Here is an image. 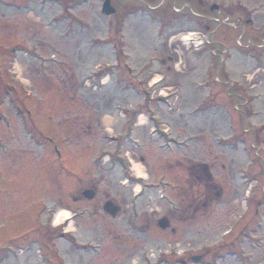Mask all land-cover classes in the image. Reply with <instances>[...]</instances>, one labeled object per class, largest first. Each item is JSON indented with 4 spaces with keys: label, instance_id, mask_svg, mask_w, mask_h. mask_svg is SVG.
I'll return each mask as SVG.
<instances>
[{
    "label": "rangeland",
    "instance_id": "1",
    "mask_svg": "<svg viewBox=\"0 0 264 264\" xmlns=\"http://www.w3.org/2000/svg\"><path fill=\"white\" fill-rule=\"evenodd\" d=\"M104 1L78 8L80 27L98 32L99 43L75 33L64 45L62 4L0 0V264H264L263 53L226 43L229 55L220 50L213 60L175 48L179 32H203L192 13L208 16L213 4L233 9L234 25L252 17L251 30L263 33L264 0H209V8L192 0L176 5L180 13L126 7L135 15L123 30L131 33L124 40L132 75L124 61L116 73L104 66L116 62L104 41L114 42L129 15L106 17ZM101 67L113 73L99 74ZM141 84L144 93L124 88ZM232 130L234 139L223 141ZM205 161L210 181L196 177L198 167L188 179V165ZM161 180L164 198L153 187ZM80 189H94L95 198ZM108 202L120 208L116 217L104 211ZM62 211L74 214L67 231L76 239L63 227L46 231Z\"/></svg>",
    "mask_w": 264,
    "mask_h": 264
},
{
    "label": "flooded vegetation",
    "instance_id": "2",
    "mask_svg": "<svg viewBox=\"0 0 264 264\" xmlns=\"http://www.w3.org/2000/svg\"><path fill=\"white\" fill-rule=\"evenodd\" d=\"M57 3L62 4V16L63 19L61 23H63V27H68V30L70 32H74L76 34H79L82 31L81 24L84 21V14L81 11H78L79 9V3H81L83 0H55ZM88 2V0H84V2ZM111 5L115 10L114 16H121L124 17L128 13V10L126 7H147L151 9L154 12L161 13L163 12V9L165 7L171 6L176 7V5L180 6H189L191 4L192 0H118L119 2H122L121 5H116L114 2L116 0H110ZM193 2V1H192ZM194 2H197L199 6L202 8H209V0H195ZM82 14V15H80ZM126 17V16H125ZM124 17V18H125ZM75 29V30H74ZM197 170L200 174L201 169L198 168ZM196 171V169H194ZM208 173V171H207ZM209 174H206L204 176H200V179H209ZM199 178V177H198ZM213 189V187H211ZM244 229V228H243ZM243 231V230H242ZM230 233L226 234L229 235Z\"/></svg>",
    "mask_w": 264,
    "mask_h": 264
},
{
    "label": "water",
    "instance_id": "3",
    "mask_svg": "<svg viewBox=\"0 0 264 264\" xmlns=\"http://www.w3.org/2000/svg\"><path fill=\"white\" fill-rule=\"evenodd\" d=\"M103 12L106 14V15H111L113 13H115L114 9L111 8V5H110V2L107 1L105 4H104V7H103ZM95 196V193L94 192H86L85 193V197L89 200H92ZM220 196V194H218V197ZM104 211L115 217L118 213H119V209L117 207H115L111 202H108L106 203V205L104 206ZM159 226L160 228L162 229H167L169 226H170V223L167 219H163L160 221L159 223Z\"/></svg>",
    "mask_w": 264,
    "mask_h": 264
},
{
    "label": "bare ground",
    "instance_id": "4",
    "mask_svg": "<svg viewBox=\"0 0 264 264\" xmlns=\"http://www.w3.org/2000/svg\"><path fill=\"white\" fill-rule=\"evenodd\" d=\"M135 170L137 171V173L139 174V176H142L140 175V170L137 168V166L134 167ZM70 215L68 212L66 211H62V212H59L55 215L54 219H53V226L54 228H58L60 227L63 223L67 222L70 218Z\"/></svg>",
    "mask_w": 264,
    "mask_h": 264
}]
</instances>
